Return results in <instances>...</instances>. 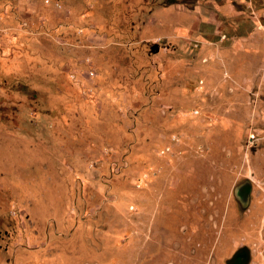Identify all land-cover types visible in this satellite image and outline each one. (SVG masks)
I'll return each instance as SVG.
<instances>
[{
    "label": "rangeland",
    "instance_id": "obj_1",
    "mask_svg": "<svg viewBox=\"0 0 264 264\" xmlns=\"http://www.w3.org/2000/svg\"><path fill=\"white\" fill-rule=\"evenodd\" d=\"M0 264H264V0H0Z\"/></svg>",
    "mask_w": 264,
    "mask_h": 264
},
{
    "label": "water",
    "instance_id": "obj_2",
    "mask_svg": "<svg viewBox=\"0 0 264 264\" xmlns=\"http://www.w3.org/2000/svg\"><path fill=\"white\" fill-rule=\"evenodd\" d=\"M244 199V198H243Z\"/></svg>",
    "mask_w": 264,
    "mask_h": 264
}]
</instances>
